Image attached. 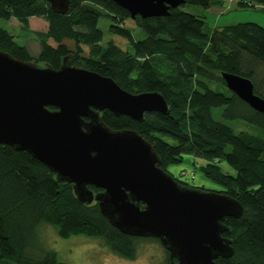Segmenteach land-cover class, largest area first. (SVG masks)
<instances>
[{"label":"trees","instance_id":"16d2710c","mask_svg":"<svg viewBox=\"0 0 264 264\" xmlns=\"http://www.w3.org/2000/svg\"><path fill=\"white\" fill-rule=\"evenodd\" d=\"M183 1L168 16L136 17L134 24L144 35L136 40L133 30L124 26L131 20L129 13L112 0H69L64 15L53 13L45 0H0V20L15 17L26 25L36 17L48 25L46 33H36L41 47L37 60L2 28L0 50L53 69L68 57L71 65L111 77L132 94H161L169 106L167 115L146 113L137 122L104 111L101 119L112 130L137 132L153 147L157 166L166 172L184 156L203 160L199 170L224 189L217 193L231 196L243 208L240 218L223 222L228 230L222 237L231 241L234 253L216 263L264 264V116L227 89L217 90L226 88L221 73L227 72L249 79L254 93L264 99V28L245 22L210 29L205 15L197 17L181 8L207 10L220 7L222 1ZM237 6H259L264 11V0H239ZM102 19L109 21L110 39L104 45V32L98 27ZM215 109H221L223 122L215 119ZM225 122H243L256 134L235 133ZM221 162L235 175L224 172ZM44 225L64 239L78 235L103 239L110 251L127 260L134 259L139 241L159 243L122 234L102 216L96 202L81 204L71 184L59 182L27 152L0 145V264H64L40 243ZM165 253L167 264H175Z\"/></svg>","mask_w":264,"mask_h":264},{"label":"water","instance_id":"95a60500","mask_svg":"<svg viewBox=\"0 0 264 264\" xmlns=\"http://www.w3.org/2000/svg\"><path fill=\"white\" fill-rule=\"evenodd\" d=\"M45 1L58 15L70 5ZM112 1L131 20L168 16L184 4ZM221 78L228 91L264 116V99L249 79L227 72ZM104 111L142 122L146 113L169 114V106L158 92L132 94L111 77L71 65L68 57L53 69L0 50V145L27 152L59 182L71 184L81 204L96 202L122 234L157 239L176 264H217L232 257L223 222L240 218L241 204L227 194L181 185L157 166L153 147L137 132L106 126Z\"/></svg>","mask_w":264,"mask_h":264},{"label":"rangeland","instance_id":"374dc122","mask_svg":"<svg viewBox=\"0 0 264 264\" xmlns=\"http://www.w3.org/2000/svg\"><path fill=\"white\" fill-rule=\"evenodd\" d=\"M221 1L223 2V0ZM237 1H225L226 6L219 7L220 10H218L217 6L208 11L193 5H184L181 9L197 17L205 15L206 26L210 29L216 26L245 22L256 23L264 28V11L257 7L253 9H240L237 6ZM108 26V20L102 19L98 23L99 29L101 28L104 32L101 42L102 45L110 39L109 34H107ZM124 26L133 30L132 33L136 40L143 39V33L136 28L133 20L126 21ZM0 28L7 31L16 46L24 48L31 59H38L41 47L36 33L47 32L48 25L45 20L30 17L27 24L24 25L15 17H11L6 21L0 20ZM48 44L52 47L56 46L52 40H48ZM68 44L71 48V43L68 42ZM162 70L165 71L163 67ZM226 89L222 87L217 88L218 91L224 93L227 92ZM220 113L221 109H215L213 111L215 119L223 122L224 120L220 117ZM225 124L229 125L235 133L245 131L256 134L253 128L243 122H225ZM202 165H204L203 160L188 155L184 156L180 163L169 165L167 167V173L174 179L195 188H203L215 192L224 191L220 185L209 180L202 174L199 170ZM220 167L224 172L235 175V171L227 166L226 163L221 162ZM39 240L46 249L54 251L57 259L64 264H167V255L164 248L154 241H139L136 244L134 259L127 260L110 251L103 239L90 238L82 235L64 239L58 236L54 228L46 225L40 229Z\"/></svg>","mask_w":264,"mask_h":264},{"label":"crops","instance_id":"0c3cea01","mask_svg":"<svg viewBox=\"0 0 264 264\" xmlns=\"http://www.w3.org/2000/svg\"><path fill=\"white\" fill-rule=\"evenodd\" d=\"M220 1H221V0H220ZM225 1H227V0H225ZM225 1L223 0L222 5H220V8L223 7L224 5L226 6ZM229 1H230V2H233V0H228V2H229ZM238 1H239V0H238ZM238 1H237V2H238ZM220 4H221V3H220ZM215 6H217V5H213L212 7L208 8L207 10L210 11L211 9H214ZM217 7H218V6H217ZM257 8H260V9H261V7H259V6H258ZM218 10H220L219 7H218ZM215 12H216V10H215ZM217 13H218V11H217Z\"/></svg>","mask_w":264,"mask_h":264},{"label":"flooded vegetation","instance_id":"af4514ba","mask_svg":"<svg viewBox=\"0 0 264 264\" xmlns=\"http://www.w3.org/2000/svg\"><path fill=\"white\" fill-rule=\"evenodd\" d=\"M175 264H176V262H175Z\"/></svg>","mask_w":264,"mask_h":264}]
</instances>
